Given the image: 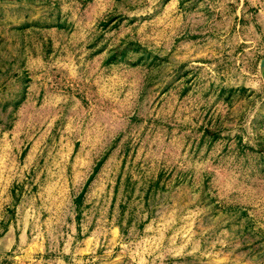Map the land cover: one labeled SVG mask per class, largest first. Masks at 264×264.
<instances>
[{
	"label": "rangeland",
	"instance_id": "rangeland-1",
	"mask_svg": "<svg viewBox=\"0 0 264 264\" xmlns=\"http://www.w3.org/2000/svg\"><path fill=\"white\" fill-rule=\"evenodd\" d=\"M0 264H264V0H0Z\"/></svg>",
	"mask_w": 264,
	"mask_h": 264
}]
</instances>
